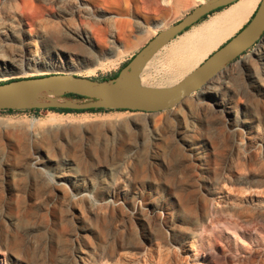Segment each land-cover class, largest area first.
Here are the masks:
<instances>
[{"label":"rangeland","instance_id":"obj_1","mask_svg":"<svg viewBox=\"0 0 264 264\" xmlns=\"http://www.w3.org/2000/svg\"><path fill=\"white\" fill-rule=\"evenodd\" d=\"M80 1L96 15H105L104 19L87 15L60 19L61 0H0V28L11 25L19 32L34 30L44 40L38 48L31 49L42 54L41 62L33 64L34 70L24 74L17 68L18 75L13 76L0 67V83L53 73L109 80L153 38L209 0H197L186 8L165 0ZM77 24L92 27L94 33L89 35L95 36L94 49L73 33ZM180 37L142 69V86H171L167 76L173 67L168 53ZM8 42L13 49L20 44ZM4 43L0 39V46ZM64 46L78 56L59 55L57 50ZM261 46L264 36L215 76L230 74V87L223 90L217 85V92L229 94L247 110V116L258 117L251 128L237 129L228 114L215 109L214 94L202 95L213 78L199 91L161 112L0 111V121L8 119L9 125H22L27 120L26 124L32 120L42 124L36 129L39 138L33 141L21 127H0V264H83L82 251L88 255V262L92 250L100 246L112 254L109 264H206L198 261L202 250L189 240L191 233L206 226L209 235H220L219 252L229 262L236 255L244 258L264 248V94L253 91L247 77L248 65L242 64L244 59H250L251 66L259 67L255 53ZM82 57L87 63L81 61ZM248 88L252 93L247 92ZM51 121L54 126H45ZM179 122H188L196 138L205 139L208 145L192 152L176 136ZM37 146L55 156L67 155L84 171L103 161L101 165L116 169L122 186L131 190L108 197L94 189L89 196H83L70 183L56 188L48 179L35 180L29 171ZM227 166L236 167L254 184L222 183L215 191L205 176L214 179ZM18 168L25 170L20 173ZM93 177L95 182L109 180L108 168ZM211 208L219 212L214 220L216 226L215 222H204ZM175 240L177 245H183L174 251L169 247ZM252 264H264V257Z\"/></svg>","mask_w":264,"mask_h":264},{"label":"bare ground","instance_id":"obj_2","mask_svg":"<svg viewBox=\"0 0 264 264\" xmlns=\"http://www.w3.org/2000/svg\"><path fill=\"white\" fill-rule=\"evenodd\" d=\"M195 1L197 0H165L166 3H174L178 6L181 5L182 8H186L188 6L191 7L190 5L195 4ZM260 2L261 0H240L236 4L217 13L216 15H213L211 19L202 23L194 30L189 31L183 36H181L179 40L176 43H174L173 46L170 48L169 56L173 57V59L174 58L176 59L177 57L181 58L182 63L180 67H178V65L174 67V68L178 67L177 68L178 70L176 71L174 69V71L170 74V76L167 79L168 84H171L172 86L175 85V83L179 81L180 76L194 70L195 67L199 65L203 60H205L211 53H213L224 42L229 40V38L233 37L239 30H241V28L245 26L244 24L249 20L250 15L253 13V11L256 9L257 5ZM61 4L62 5L59 6L60 19L69 20L75 18L76 16L87 15V17H92L102 20L105 17V15L103 14L96 15L95 11L88 9L89 6L87 7L86 5H84V3L81 2L80 0H61ZM82 24H77L75 28H72L74 30L73 33L77 34L78 37L81 40H83L85 43H89L91 49H94L93 38H95V36L93 35L91 37L89 35V32L94 33L93 29L91 26H89L88 29L85 28L86 23L84 27ZM9 27L3 26L2 28H0V39H4L5 41L4 43L5 45L0 46V67L4 68V70H9L10 72L9 74L13 76L18 75L15 72V69L17 68H20V70L24 74L29 70L30 71L34 70L33 64H36L37 66L38 63L41 62L42 54L39 53L38 51L33 52L31 51V49L33 47L38 48L39 44L41 42H44V40H41L42 36L36 34L34 30L29 32L27 30L26 31L22 30L21 32H19L11 25ZM71 33L72 32H70V34ZM80 35H82L83 38ZM112 36L115 37V31L112 32ZM10 40H14L20 43L19 47L16 49L10 48V44L8 42ZM75 41H78V39L75 38ZM64 47L65 48L60 47L57 50L59 55H62L64 53L72 57L78 56V53L75 50H72L66 46ZM255 55H256V59L259 62V67L251 66L249 64L250 59L249 60L244 59L242 64L248 65L247 77L250 79V85L254 87L252 88L253 91H255L258 94H264V46H261L255 53ZM171 57L169 59H171ZM83 60H85V58H83L81 61ZM83 62L87 63V61H83ZM80 64L82 63L80 62ZM145 71H147V68ZM224 74H225L224 76L221 75L213 78L210 85L206 86V88L204 89L202 95L203 96L212 95L213 97L214 94L213 98L215 101V105H217V108L215 109L217 111L222 112V114L224 115L228 114L230 121L236 124L237 129H240L241 126H244L246 128L254 127V124L256 123V119H258L256 115L247 116V110L241 108L240 105H237L233 101L232 97L229 96V94L226 95L227 94L226 92H225L226 94L217 92L219 88L217 85H221L223 90L225 88L230 87V83H231L230 81H232L231 80L232 77H230V74L228 72H225ZM141 77L142 76L140 77L138 76L133 81L138 80V82L141 81L143 82L144 79H142ZM248 91L252 93V91L249 90V88L247 92ZM231 93H233V91ZM215 94L218 96V99ZM171 114H174V112H171ZM130 118L133 119L132 117ZM6 120L8 121V119ZM7 121L5 123L0 121L1 122L0 127L4 128V130L6 129V127L7 128L21 127L28 132L30 140L32 141L37 140L39 138L38 136H40L38 135V133L40 134V132L37 133L36 129L37 127L40 128L42 124L40 125V123H38L37 120L36 121L32 120L31 123L29 121L30 124L29 123L26 124V122L28 121L27 120L25 124L22 125L21 124L19 125L18 124L19 122H17L16 120V123L18 125L14 124V126L12 124H11L12 126L7 124L8 122H10ZM187 123L188 122L186 123L179 122V125L177 126L176 129V136L180 140H182V142H184L187 146H189L192 152L198 148L208 145V142L205 139L198 140L196 138L193 132V128H191V126ZM45 124H46L45 126L53 125L54 121L53 124L52 121L46 122ZM85 129L88 130L87 128ZM37 131H41V130H37ZM198 141H200L199 143H202L203 145H200ZM44 149L40 146H37L32 161L30 163L31 169L29 173L30 175H33L35 177V180L40 179L43 181L45 179L46 180L48 179L51 183L55 185V187L57 186L56 188H62V185H65L66 183H70L74 185V187H76L83 194V196H89L91 190L94 189H100L103 193H106L108 197H114L118 194H125V193L127 194L131 190L129 189L128 186L125 185L122 186V181L119 180L121 176L119 179L117 178L118 176L117 173L119 172L116 169L108 167L107 165L106 167L104 165H101L103 162L101 159H100V162L102 161L101 164L99 163V161H97L99 164L92 166V168L89 169L88 171H84L81 168L83 167L81 164L80 167V165H78L79 163H76L75 161H73V159L67 157V155L55 156L50 153V150L47 152ZM4 159L5 158L3 157L2 162H5ZM105 168H108L109 176H110L109 180L102 179L101 181L98 182H95V180L93 181L94 179L93 175H95L97 172H101V170ZM227 168L226 171L224 170V172L221 175L220 174L217 175L214 179L208 178L209 175L205 176L206 180L214 186V190L220 189V187L218 186L221 185L222 183L247 184V185L254 184L253 181L250 180L248 176L245 177L241 176L236 167L227 166ZM18 169L20 173H23V171L25 170L23 168L22 169L18 168ZM212 201H213L212 202V206H213L215 201L214 200ZM107 202L109 204V202L111 201H107ZM211 211L212 212L210 215L204 217V222H206L207 220L208 222L211 223L215 222L214 220L219 212L216 211L214 208L213 209L211 208ZM209 213L210 212H208V214ZM213 225L216 226V222ZM208 233H209V229L206 226L203 227L202 230L199 231L197 230V232L191 233L189 236V240L191 239V245L195 244L197 247H199L202 250V252H199L200 254H198L197 256L199 262H206V264H230V262L232 264H239L240 262L242 263L244 261L246 262V264L248 263L252 264L256 262L258 259H262L264 257V248H258L254 251V253L245 256L244 258L236 255L232 258L233 261L229 262V258L226 255L220 254L219 252L218 242L219 240H221L219 237L220 235L216 233L215 235L211 236ZM181 246L177 245V241L175 240L171 242L169 249L171 250L173 249L175 251L176 249H181L180 248ZM107 251L108 250L105 247L103 248V246L94 248L91 252L93 256L92 257L89 256L91 258H89L90 261L88 260V262H86L85 260V258L88 255L87 256L84 255L85 253H83L82 251L80 260L83 261V264H109V261H111L112 258L111 257L112 254L110 255Z\"/></svg>","mask_w":264,"mask_h":264},{"label":"water","instance_id":"obj_3","mask_svg":"<svg viewBox=\"0 0 264 264\" xmlns=\"http://www.w3.org/2000/svg\"><path fill=\"white\" fill-rule=\"evenodd\" d=\"M239 1L209 0L201 4L177 24L153 38L115 78L100 81L72 74L53 73L0 83V111L57 108L153 113L170 109L202 89L221 70L259 42L264 36V0H261L253 17L236 35L175 85L151 88L133 80L161 50L194 26L201 24L204 17ZM67 94L85 97L87 101L70 99Z\"/></svg>","mask_w":264,"mask_h":264},{"label":"trees","instance_id":"obj_4","mask_svg":"<svg viewBox=\"0 0 264 264\" xmlns=\"http://www.w3.org/2000/svg\"><path fill=\"white\" fill-rule=\"evenodd\" d=\"M230 7V6H229ZM226 8H228V7H226ZM225 8H222V9H220V10H218V11H216V12H220V11H222V10H224ZM215 12V13H216ZM212 14H214V13H212ZM212 14H210V15H212ZM210 15H208V16H210ZM208 16H206V17H204L203 18V20L202 21H204V20H206L207 18H208ZM129 62H127L124 66H123V68L128 64ZM122 68V69H123ZM121 69V70H122ZM120 70V71H121ZM120 71L116 74V75H114L112 78H115V77H117L118 75H119V73H120ZM112 78H109V79H112ZM105 80H107V79H102V80H100V81H105ZM67 97H71V98H77V99H82V100H86V98L85 97H81V96H78V95H74V94H67ZM4 112H7L8 114H12V113H15V112H21V111H17V110H3ZM29 110H25V112H28ZM40 112L41 110H30V112ZM49 111H53V112H57V113H84V112H89V113H102V112H107V110H105V109H90V110H86V111H75V110H67V109H50Z\"/></svg>","mask_w":264,"mask_h":264},{"label":"crops","instance_id":"obj_5","mask_svg":"<svg viewBox=\"0 0 264 264\" xmlns=\"http://www.w3.org/2000/svg\"><path fill=\"white\" fill-rule=\"evenodd\" d=\"M235 4H236V3H235ZM259 4H260V3H259ZM259 4L257 5L256 9L253 11V13L250 15L249 20L253 17V15H254V13L256 12V10H257ZM249 20H248V21H249ZM248 21H247L244 25H246V24L248 23ZM198 25H199V24H198ZM194 27H195V26H194ZM229 39H230V38H229ZM175 43H176V42H175ZM216 50H217V49H216ZM170 57H171V56H169V53H168V60L171 62V63H170V64H171V67H173V71H174V69L177 71V70H178L177 68L181 66L182 59L177 57V58H176V59L178 60V61H177L175 58L173 59V57H171V59H169ZM208 57H209V56H208ZM208 57H207V58H208ZM172 59H173V60H172ZM174 60H175V62H174ZM205 60H206V59H205ZM205 60H203L202 62H204ZM179 61H181V62H179ZM177 62H178L179 64H178ZM202 62H201V63H202ZM172 63H173V64H172ZM201 63H200V64H201ZM200 64H199V65H200ZM177 65H178V67H177V68H174V67H176ZM199 65H197L196 67H198ZM196 67H195V68H196ZM173 71H172V72H173ZM192 71H193V70H192ZM172 72H171V73H172ZM171 73H170V74H171ZM189 73H190V72H189ZM189 73H187V74H189ZM187 74H184V75H182V76H180V77L183 78V77H185V75H187ZM168 77H169V76H167V78H168ZM182 78H181V79H182ZM181 79H179V80H181ZM178 82H179V81H178Z\"/></svg>","mask_w":264,"mask_h":264}]
</instances>
